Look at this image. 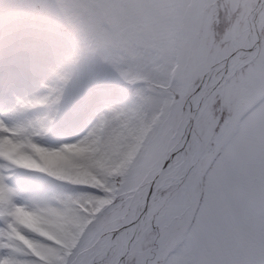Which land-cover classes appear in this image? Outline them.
<instances>
[{
  "label": "snow or ice",
  "instance_id": "6c2138e0",
  "mask_svg": "<svg viewBox=\"0 0 264 264\" xmlns=\"http://www.w3.org/2000/svg\"><path fill=\"white\" fill-rule=\"evenodd\" d=\"M0 264H264V0H0Z\"/></svg>",
  "mask_w": 264,
  "mask_h": 264
}]
</instances>
